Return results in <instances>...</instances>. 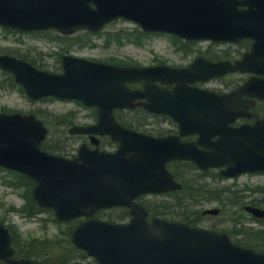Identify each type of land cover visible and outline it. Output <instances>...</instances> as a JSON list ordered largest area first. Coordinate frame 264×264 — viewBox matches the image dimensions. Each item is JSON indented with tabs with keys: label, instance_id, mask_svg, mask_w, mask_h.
I'll use <instances>...</instances> for the list:
<instances>
[{
	"label": "water",
	"instance_id": "obj_1",
	"mask_svg": "<svg viewBox=\"0 0 264 264\" xmlns=\"http://www.w3.org/2000/svg\"><path fill=\"white\" fill-rule=\"evenodd\" d=\"M221 0H0V24L23 29L57 27L71 32L80 27L97 30L116 16L124 15L141 23L147 30L177 31L183 35L200 38L244 36L258 38L259 50H264V0H242L249 9L237 15L233 12L235 3ZM91 3L98 7L91 10ZM258 8V9H255ZM164 22L168 24H163ZM1 65L16 73L17 80L26 85L34 98L45 95L78 98L98 103L105 98L99 86L98 66L82 63L77 69L67 68V74L60 78H49L34 72L25 64L0 59ZM95 81V82H94ZM168 96L162 109L188 123L202 106L203 99L189 90ZM234 97L215 98L217 104L229 103ZM177 106H180V113ZM162 110H160L161 112ZM102 123L95 132L118 131L109 123L107 110H102ZM43 130L32 119L19 116L0 117V165L21 168L24 172L36 174L41 181L40 199L54 202L55 194L63 196L76 182V193L68 200L57 202L61 219H70L82 214L85 206L108 207L116 204H130L131 198L140 193L164 191L163 182L155 183L148 176L146 165H135L124 158L127 152L99 155L87 153L84 164L65 163L41 155L38 144ZM150 145L138 149L139 153L152 151ZM86 191V192H85ZM87 200H86V194ZM136 226L145 227L143 221ZM131 228H133L131 230ZM136 227H117L91 222L76 234V243L94 255L100 264H131V246L134 243ZM187 239L173 251L181 260L197 256L191 237L194 232L178 228ZM174 232V231H173ZM173 234V233H172ZM140 235V234H138ZM174 235V234H173ZM148 249L160 250L159 240L148 239ZM9 235L0 227V255H10ZM143 243V241H142ZM181 243V242H180ZM203 248L202 246H200ZM243 256V252H237ZM184 264V263H181Z\"/></svg>",
	"mask_w": 264,
	"mask_h": 264
},
{
	"label": "rangeland",
	"instance_id": "obj_2",
	"mask_svg": "<svg viewBox=\"0 0 264 264\" xmlns=\"http://www.w3.org/2000/svg\"><path fill=\"white\" fill-rule=\"evenodd\" d=\"M135 29V26L131 23L125 21H118L110 28H107L104 32L115 33L120 30L124 32H131ZM84 40V37L80 38ZM94 46L79 45L77 43L73 45H68L66 43L51 44L45 38L38 36L27 35L22 37V41H17L16 36H11L8 33L0 31V53L1 52H29L31 57L48 55L56 56L60 53L69 52L73 55L94 58L98 60H108L109 58H130L131 61H135L142 65H149L153 60H163L168 61L170 64L177 63L181 60V54L175 53L171 46V39L165 36H156L148 38L144 41L145 45L136 46L134 44H127L122 48L118 46H112L106 48L105 37L100 35L92 38ZM97 45V46H95ZM37 53V54H36ZM54 59L51 60L53 62ZM5 78V77H4ZM0 77V82L4 80ZM235 79H238L235 78ZM234 81V80H233ZM4 82L3 84H6ZM219 86V84H215ZM4 108L8 110H16L18 112L29 113L33 110H39L46 112L48 116V124L54 130V142L58 139L63 142L64 135L66 136L67 129L65 127L58 126L56 123L57 119L50 116L65 118L70 114L77 115V123H90L94 120V113L87 109H78L74 105H66L57 102H47V103H32L26 97L21 95L17 89L10 86H4L0 89V111ZM63 135V136H62ZM53 142V143H54ZM64 145V143H62ZM70 147V146H69ZM68 147V148H69ZM4 173L0 172V219L6 221L8 225H12L17 228L18 232L22 236L23 242L26 244L36 240H55L59 235L62 226L55 225L51 221H47V216L44 215L41 218H27L19 211H13V208L20 210V208L25 204L23 201V194L26 192L25 188L14 189L10 181L6 178ZM222 187L230 188L234 193V200H237V196L240 197L239 204L236 207H231L229 210L222 212L221 218L213 219L206 218L201 220L200 226L204 227H214L222 229H230L241 227L242 225H236L233 220L229 218L239 217V222L244 223L250 222V219L243 212V208L250 205L253 199L264 200V176H257L249 178L247 176L241 177L235 181L223 182ZM229 186V187H228ZM157 201H168L167 199H156ZM219 207L216 204L206 206V209ZM118 211L107 212L103 215V218L109 216H117ZM252 226V225H246ZM43 257V256H42ZM40 258V257H39ZM44 259L52 260L51 257L44 256Z\"/></svg>",
	"mask_w": 264,
	"mask_h": 264
},
{
	"label": "flooded vegetation",
	"instance_id": "obj_3",
	"mask_svg": "<svg viewBox=\"0 0 264 264\" xmlns=\"http://www.w3.org/2000/svg\"><path fill=\"white\" fill-rule=\"evenodd\" d=\"M141 87L142 86L140 84H134L131 86V88L133 89H140ZM194 87L207 88V85L203 83H196ZM212 90L214 92H220L217 89H212ZM245 112L247 114V117L241 120L240 123H238V125L240 124L248 125V123H255L257 121H254V119L258 120L261 116L263 117V115H260V109L257 108V106L253 108H249ZM119 120L125 121L126 122L125 124H131L132 118L130 121V115L123 114L121 115V118H119ZM97 121H98V118H97ZM166 127H170V126L167 123L160 125V128H166ZM171 129L172 130L170 131L160 130L157 133L150 132V134L155 135V137L179 136V131L177 130V128L175 130L173 128ZM70 130L71 129H69V132ZM83 136H86V135H83ZM83 136L82 135H75V136L68 135V138L67 137L65 138L64 145L66 144L68 145V143L71 142L72 145L69 148H67L66 146H62L61 145L62 142H58L56 147H50L49 150H51L55 154L61 155L66 158H76L79 154V150L82 145L89 146L93 144L92 143L93 138L91 136H86L89 140L84 141V142L83 140L86 139V137H83ZM182 140L197 143L198 138L190 136ZM98 143H99V148L101 150L105 149V151H112V152L116 151L120 146L118 142L112 141L107 136L98 137ZM263 230H264V227L235 228V229L230 228L229 230H223L224 232L223 231L219 232V234L226 235L228 240L235 245H239L244 248L252 249L258 253H264V232Z\"/></svg>",
	"mask_w": 264,
	"mask_h": 264
}]
</instances>
